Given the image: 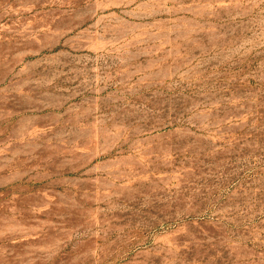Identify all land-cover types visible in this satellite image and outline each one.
<instances>
[{
	"label": "rangeland",
	"instance_id": "1",
	"mask_svg": "<svg viewBox=\"0 0 264 264\" xmlns=\"http://www.w3.org/2000/svg\"><path fill=\"white\" fill-rule=\"evenodd\" d=\"M0 264H264V0H0Z\"/></svg>",
	"mask_w": 264,
	"mask_h": 264
}]
</instances>
